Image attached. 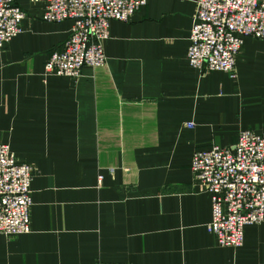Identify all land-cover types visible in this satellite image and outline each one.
Instances as JSON below:
<instances>
[{
	"label": "crops",
	"instance_id": "obj_1",
	"mask_svg": "<svg viewBox=\"0 0 264 264\" xmlns=\"http://www.w3.org/2000/svg\"><path fill=\"white\" fill-rule=\"evenodd\" d=\"M16 3L28 19L0 54V144L35 167L34 205L29 234L0 235V264H264V224L217 245L191 170L196 152L264 132V41L246 39L237 81L203 74L187 60L197 0H149L111 23L106 66L47 77L71 25Z\"/></svg>",
	"mask_w": 264,
	"mask_h": 264
},
{
	"label": "built area",
	"instance_id": "obj_2",
	"mask_svg": "<svg viewBox=\"0 0 264 264\" xmlns=\"http://www.w3.org/2000/svg\"><path fill=\"white\" fill-rule=\"evenodd\" d=\"M47 23L69 22V40L55 48L47 77L78 80L84 68L107 65L104 43L113 21L129 22L149 0H32ZM26 13L16 0H0V54L25 33ZM248 38L264 41V0H197L188 63L203 74L236 78L237 56ZM194 125H187L193 128ZM195 181L212 201L209 233L219 247L240 249L249 226L264 224V132L244 130L230 148L194 154ZM35 167L0 144V235L32 231ZM103 180L104 177L100 176Z\"/></svg>",
	"mask_w": 264,
	"mask_h": 264
},
{
	"label": "rangeland",
	"instance_id": "obj_3",
	"mask_svg": "<svg viewBox=\"0 0 264 264\" xmlns=\"http://www.w3.org/2000/svg\"><path fill=\"white\" fill-rule=\"evenodd\" d=\"M23 10V9H22ZM25 13H26V15H27V19H28V14H27V12L25 11V10H23ZM42 11H43V8H42ZM43 13V12H42ZM27 19H26V21H27ZM42 19V18H41ZM25 21V22H26ZM229 77H230V75H229ZM230 79L231 80H234V81H237L238 80V68H237V71H236V78H234V77H230ZM73 80V79H72ZM79 80V79H78ZM190 125V124H189ZM112 172H114V170H112ZM104 177V176H103Z\"/></svg>",
	"mask_w": 264,
	"mask_h": 264
}]
</instances>
